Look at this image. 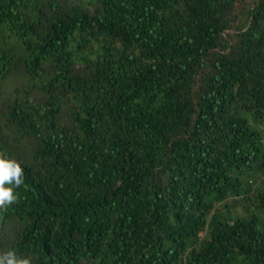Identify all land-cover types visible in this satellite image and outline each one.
I'll use <instances>...</instances> for the list:
<instances>
[{
    "label": "trees",
    "instance_id": "1",
    "mask_svg": "<svg viewBox=\"0 0 264 264\" xmlns=\"http://www.w3.org/2000/svg\"><path fill=\"white\" fill-rule=\"evenodd\" d=\"M0 255L264 264V0H0Z\"/></svg>",
    "mask_w": 264,
    "mask_h": 264
},
{
    "label": "clouds",
    "instance_id": "2",
    "mask_svg": "<svg viewBox=\"0 0 264 264\" xmlns=\"http://www.w3.org/2000/svg\"><path fill=\"white\" fill-rule=\"evenodd\" d=\"M24 183V172L14 160L0 158V206L15 203L18 199L14 189ZM0 264H29L27 259L20 260L14 251L0 255Z\"/></svg>",
    "mask_w": 264,
    "mask_h": 264
}]
</instances>
